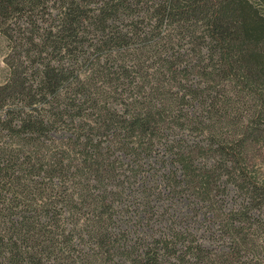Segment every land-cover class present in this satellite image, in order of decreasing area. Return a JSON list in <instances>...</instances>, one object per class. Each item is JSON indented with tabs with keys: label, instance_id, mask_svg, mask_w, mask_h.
<instances>
[{
	"label": "trees",
	"instance_id": "obj_1",
	"mask_svg": "<svg viewBox=\"0 0 264 264\" xmlns=\"http://www.w3.org/2000/svg\"><path fill=\"white\" fill-rule=\"evenodd\" d=\"M0 264H264V0H0Z\"/></svg>",
	"mask_w": 264,
	"mask_h": 264
},
{
	"label": "rangeland",
	"instance_id": "obj_2",
	"mask_svg": "<svg viewBox=\"0 0 264 264\" xmlns=\"http://www.w3.org/2000/svg\"><path fill=\"white\" fill-rule=\"evenodd\" d=\"M4 50H5V43H4L3 38L0 36V80L3 79L4 73H5L4 63L2 60Z\"/></svg>",
	"mask_w": 264,
	"mask_h": 264
}]
</instances>
